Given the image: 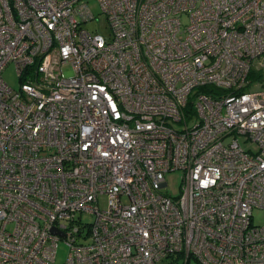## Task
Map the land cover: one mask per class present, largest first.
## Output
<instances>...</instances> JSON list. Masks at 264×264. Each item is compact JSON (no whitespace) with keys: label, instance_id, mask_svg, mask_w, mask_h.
<instances>
[{"label":"built area","instance_id":"2783aa9c","mask_svg":"<svg viewBox=\"0 0 264 264\" xmlns=\"http://www.w3.org/2000/svg\"><path fill=\"white\" fill-rule=\"evenodd\" d=\"M96 1L0 0V264H264V0Z\"/></svg>","mask_w":264,"mask_h":264},{"label":"rangeland","instance_id":"374dc122","mask_svg":"<svg viewBox=\"0 0 264 264\" xmlns=\"http://www.w3.org/2000/svg\"><path fill=\"white\" fill-rule=\"evenodd\" d=\"M89 6L93 11L94 15L97 17L96 19L90 20L83 25L91 30H97L102 35L106 36L107 28H106V16L104 13L100 12L99 5L96 0H89ZM184 21V18H182ZM64 72L69 74L70 71L68 68H64ZM4 79L13 87L18 88L19 81L16 75V69L12 63L8 64L2 72ZM174 126L176 128H180L181 125L175 123ZM238 141L244 149H250L252 151H256L257 147L254 143L250 142L246 139L244 135L238 136ZM181 170L169 171L165 175V179L167 181V186L164 188V192L168 193L170 196H177L180 193L181 187ZM84 222H90L91 216L84 215ZM252 223L255 225H264V209L255 208L252 211ZM68 253V247L64 244L62 240L58 242L57 252L55 264H62L65 260Z\"/></svg>","mask_w":264,"mask_h":264},{"label":"trees","instance_id":"16d2710c","mask_svg":"<svg viewBox=\"0 0 264 264\" xmlns=\"http://www.w3.org/2000/svg\"><path fill=\"white\" fill-rule=\"evenodd\" d=\"M261 76H264V73L258 72L257 70L253 69L249 73V79L254 80V79H259ZM198 90L200 91H205L211 95H214L215 93H218L217 91H214V88L209 87V86H202L199 87Z\"/></svg>","mask_w":264,"mask_h":264},{"label":"water","instance_id":"95a60500","mask_svg":"<svg viewBox=\"0 0 264 264\" xmlns=\"http://www.w3.org/2000/svg\"><path fill=\"white\" fill-rule=\"evenodd\" d=\"M52 231H54V229H52Z\"/></svg>","mask_w":264,"mask_h":264}]
</instances>
